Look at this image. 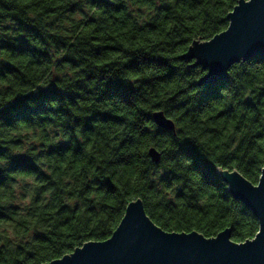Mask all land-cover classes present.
<instances>
[{"label": "trees", "instance_id": "1", "mask_svg": "<svg viewBox=\"0 0 264 264\" xmlns=\"http://www.w3.org/2000/svg\"><path fill=\"white\" fill-rule=\"evenodd\" d=\"M239 1L0 0V264L106 241L138 199L167 232L256 236L219 170L259 182L264 56L208 85L181 59Z\"/></svg>", "mask_w": 264, "mask_h": 264}, {"label": "water", "instance_id": "2", "mask_svg": "<svg viewBox=\"0 0 264 264\" xmlns=\"http://www.w3.org/2000/svg\"><path fill=\"white\" fill-rule=\"evenodd\" d=\"M228 28L206 42L194 41L181 59L206 72L199 85L227 79L229 69L242 61L264 56V0H240L228 15ZM155 124L175 132L176 125L163 111L153 114ZM155 164L161 153L149 150ZM232 197L258 219L253 239L236 243L231 229L206 238L197 231L167 232L147 215L141 199L131 202L106 241L88 242L71 254L47 264H264V167L258 184L237 170H219Z\"/></svg>", "mask_w": 264, "mask_h": 264}]
</instances>
